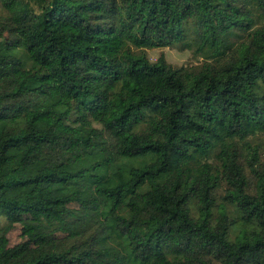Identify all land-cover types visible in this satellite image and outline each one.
Listing matches in <instances>:
<instances>
[{
	"label": "trees",
	"instance_id": "trees-1",
	"mask_svg": "<svg viewBox=\"0 0 264 264\" xmlns=\"http://www.w3.org/2000/svg\"><path fill=\"white\" fill-rule=\"evenodd\" d=\"M0 3V264H264V0Z\"/></svg>",
	"mask_w": 264,
	"mask_h": 264
},
{
	"label": "rangeland",
	"instance_id": "rangeland-1",
	"mask_svg": "<svg viewBox=\"0 0 264 264\" xmlns=\"http://www.w3.org/2000/svg\"><path fill=\"white\" fill-rule=\"evenodd\" d=\"M4 8L0 3V13H4ZM146 53L152 61L158 59L161 53L166 55L169 62L176 66L196 64L203 60L202 57H195L191 50L184 49L181 46L173 47H154V49H146ZM251 142L264 152V133L259 132L257 136L250 137ZM53 191L51 195H54ZM6 218L0 217V225L5 223ZM30 225L29 217L18 216L16 217L15 227L9 233L11 245L17 244L21 241H32L33 233L27 227Z\"/></svg>",
	"mask_w": 264,
	"mask_h": 264
}]
</instances>
